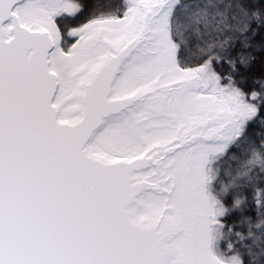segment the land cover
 Instances as JSON below:
<instances>
[{
    "label": "water",
    "instance_id": "95a60500",
    "mask_svg": "<svg viewBox=\"0 0 264 264\" xmlns=\"http://www.w3.org/2000/svg\"><path fill=\"white\" fill-rule=\"evenodd\" d=\"M32 1L0 0V264H203L194 167L236 124L168 70L175 0L93 30L69 73Z\"/></svg>",
    "mask_w": 264,
    "mask_h": 264
},
{
    "label": "trees",
    "instance_id": "16d2710c",
    "mask_svg": "<svg viewBox=\"0 0 264 264\" xmlns=\"http://www.w3.org/2000/svg\"><path fill=\"white\" fill-rule=\"evenodd\" d=\"M56 17L65 51L68 32L88 21L121 18L124 0H68ZM177 63L204 67L253 111L226 153L209 166L218 214L213 252L223 262L264 264V0H176L169 19Z\"/></svg>",
    "mask_w": 264,
    "mask_h": 264
},
{
    "label": "rangeland",
    "instance_id": "374dc122",
    "mask_svg": "<svg viewBox=\"0 0 264 264\" xmlns=\"http://www.w3.org/2000/svg\"><path fill=\"white\" fill-rule=\"evenodd\" d=\"M125 1V9L123 12V15L121 18H115V17H106V18H98L91 21H88L84 25L77 27L75 29H72L68 32V38L73 39V44L67 49V51L63 50L61 48V38L60 34L56 25V17L60 16L61 14H72L75 11V6H73L71 3L68 2V0H36L30 2L28 7L26 8L27 12L30 13L32 16L39 18L49 24H51L57 34L58 38L60 40V52L64 55H70L72 50L74 49V46L77 45L76 51L82 55V47L85 39L93 30L100 28V27H106L102 25L105 20H123V23L116 27L111 26L110 29H119L124 27L128 21L130 20V17L135 9V4L138 0H124ZM176 5V0L174 4L170 7V10L166 13L168 15V24H167V32L170 38V41L172 43V47L167 50V52H164V56L166 60H168V56H174L177 66L183 71L180 73V75H174L175 77H181V78H193L194 84L193 87L188 91V95L186 97L187 103L189 102L188 97L191 93H194L197 97L196 100L191 102L190 110L191 112H195L201 107L206 108H213V109H225L226 106H230L231 109L235 112L237 117L240 119L239 129L238 132L234 133L232 136V140L228 145H206V146H218L220 149H216L209 157H207L206 166H205V178H204V192L206 196V205L205 210L199 206V212H200V246L202 241V231L205 230V235L209 236V252L210 255L216 260L218 264H233V263H226L221 261L213 252V240H214V234L215 230L218 224V214L215 209L214 201L209 193V166L210 164L217 158L223 156L229 146L233 143L235 138L240 134L241 129L243 125L252 117L253 111L251 108H249L242 100L241 96L219 84L218 79L213 76L211 73H209L206 68L204 67H196L192 69H183L179 66L177 63L176 58V46L171 40L170 37V31H169V19L172 14V11L174 9V6ZM74 61H71L70 59L65 64H60L62 68L65 66H68L67 72L69 73L72 69H74L77 64L73 63ZM193 71H197L202 77V79H198L197 77H189L188 74H191ZM205 147V146H204ZM201 153V152H200ZM198 154V156L200 155ZM197 156V157H198ZM198 160V158H197ZM197 160L195 163V186L197 190V177H196V170H197ZM210 215V217L208 216ZM207 231V232H206ZM201 252V251H200ZM202 258V255H201Z\"/></svg>",
    "mask_w": 264,
    "mask_h": 264
},
{
    "label": "bare ground",
    "instance_id": "6f19581e",
    "mask_svg": "<svg viewBox=\"0 0 264 264\" xmlns=\"http://www.w3.org/2000/svg\"><path fill=\"white\" fill-rule=\"evenodd\" d=\"M123 23V20H105L103 23H101L104 26H107L110 28L111 26L118 27ZM167 24H168V15H165L162 21V45H163V51L167 52L172 47V43L170 41L168 32H167ZM113 29V28H112ZM77 45L74 46V49L72 50L70 55H64L60 51L57 53V58L60 62V64H65L67 61L70 59L71 61H74L73 63H79L81 56L80 54L76 51ZM167 65H168V70L173 74V75H180L181 72H183L176 64L174 56L167 57ZM69 67L65 66L64 71L67 72V69ZM189 77H197L198 79H202L201 75L197 71H193L191 74H188ZM197 96L194 93H191L190 96L188 97L189 102H188V107H191V102L195 101ZM226 110L230 112V114L234 118V122L236 124V132H238L239 129V124H240V119L237 117L235 112L231 109L230 106H226ZM216 149H220L218 146H205L201 149V153L198 156L197 160V170H196V177H197V196H198V203L201 208L205 210V205H206V196L204 192V178H205V166H206V161L207 157L211 155ZM210 217V215H208ZM207 232V231H206ZM203 237L201 241V255H202V263L203 264H218L216 260L210 255L209 252V236L205 235V230L202 231Z\"/></svg>",
    "mask_w": 264,
    "mask_h": 264
}]
</instances>
